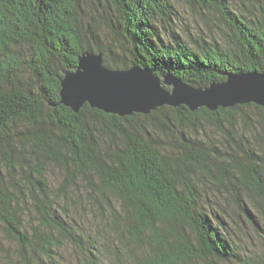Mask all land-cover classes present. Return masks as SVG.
Wrapping results in <instances>:
<instances>
[{"label": "trees", "instance_id": "1", "mask_svg": "<svg viewBox=\"0 0 264 264\" xmlns=\"http://www.w3.org/2000/svg\"><path fill=\"white\" fill-rule=\"evenodd\" d=\"M182 2L229 40L188 42L171 0H0V264H264L262 107L60 103L85 50L193 87L264 73V0Z\"/></svg>", "mask_w": 264, "mask_h": 264}, {"label": "water", "instance_id": "2", "mask_svg": "<svg viewBox=\"0 0 264 264\" xmlns=\"http://www.w3.org/2000/svg\"><path fill=\"white\" fill-rule=\"evenodd\" d=\"M60 103L77 113L85 104L119 117L148 115L162 106L209 111L254 104L264 109V73L229 72L221 82L193 87L170 74L157 77L150 69H109L101 52L85 50L74 70L62 71Z\"/></svg>", "mask_w": 264, "mask_h": 264}, {"label": "rangeland", "instance_id": "3", "mask_svg": "<svg viewBox=\"0 0 264 264\" xmlns=\"http://www.w3.org/2000/svg\"><path fill=\"white\" fill-rule=\"evenodd\" d=\"M171 2L176 10L174 27L180 36L188 42L192 43L194 40H198L199 37H203L207 41L215 39L221 43L229 40L228 36H231V32L214 14L194 15L182 0H171ZM254 247H258L261 254L264 253V244L261 245L257 240H249V248L254 249Z\"/></svg>", "mask_w": 264, "mask_h": 264}]
</instances>
